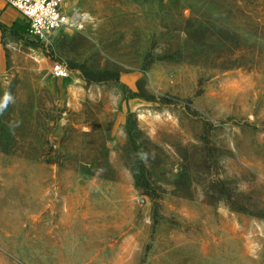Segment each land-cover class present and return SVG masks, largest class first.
<instances>
[{"label":"rangeland","instance_id":"rangeland-1","mask_svg":"<svg viewBox=\"0 0 264 264\" xmlns=\"http://www.w3.org/2000/svg\"><path fill=\"white\" fill-rule=\"evenodd\" d=\"M65 6L0 0V264H264V0Z\"/></svg>","mask_w":264,"mask_h":264},{"label":"built area","instance_id":"built-area-1","mask_svg":"<svg viewBox=\"0 0 264 264\" xmlns=\"http://www.w3.org/2000/svg\"><path fill=\"white\" fill-rule=\"evenodd\" d=\"M6 4L17 9L26 20V34L33 41L51 43L55 34L62 30H76L87 20L84 12L76 9L69 12L65 0H5ZM53 77L69 75L68 69L56 62L52 69Z\"/></svg>","mask_w":264,"mask_h":264}]
</instances>
